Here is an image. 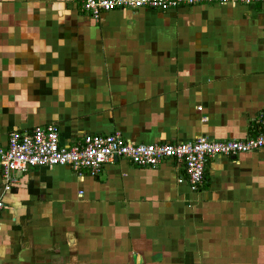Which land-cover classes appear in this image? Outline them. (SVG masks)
I'll return each mask as SVG.
<instances>
[{"label":"crops","instance_id":"crops-1","mask_svg":"<svg viewBox=\"0 0 264 264\" xmlns=\"http://www.w3.org/2000/svg\"><path fill=\"white\" fill-rule=\"evenodd\" d=\"M263 112L264 0L98 19L78 0H0L1 145L48 124L62 145L245 139ZM12 178L0 173V264H264V146L216 155L196 190L170 158Z\"/></svg>","mask_w":264,"mask_h":264},{"label":"built area","instance_id":"built-area-1","mask_svg":"<svg viewBox=\"0 0 264 264\" xmlns=\"http://www.w3.org/2000/svg\"><path fill=\"white\" fill-rule=\"evenodd\" d=\"M81 10L94 19L104 11L148 7L167 10L195 2L233 3L239 0H78ZM250 2L251 0H241ZM264 118V112L261 114ZM264 146V129L245 139L214 140L199 136L192 140L165 143H136L114 131L89 133L71 145L59 142L55 124L37 125L29 131L11 130L5 145L0 144V173L5 187L14 181L12 172L31 166L68 165L78 174L97 175L104 163L120 158L138 166L155 167L164 159L183 164L190 187L204 182L205 168L216 155H236ZM182 179L179 178V181ZM4 203L0 198V213Z\"/></svg>","mask_w":264,"mask_h":264}]
</instances>
